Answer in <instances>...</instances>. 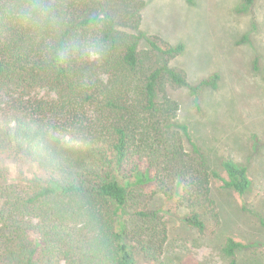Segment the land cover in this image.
I'll return each mask as SVG.
<instances>
[{
  "label": "trees",
  "instance_id": "trees-1",
  "mask_svg": "<svg viewBox=\"0 0 264 264\" xmlns=\"http://www.w3.org/2000/svg\"><path fill=\"white\" fill-rule=\"evenodd\" d=\"M10 2L0 0V180L12 164L32 175L0 185V264L156 262L159 198L190 228L216 229L214 184L243 196L253 180L198 139L171 91L187 89L201 113L220 74L192 84L173 68L185 46L144 32V0H43L56 23L42 29L15 24ZM247 248L230 237L222 251L238 264Z\"/></svg>",
  "mask_w": 264,
  "mask_h": 264
},
{
  "label": "rangeland",
  "instance_id": "rangeland-1",
  "mask_svg": "<svg viewBox=\"0 0 264 264\" xmlns=\"http://www.w3.org/2000/svg\"><path fill=\"white\" fill-rule=\"evenodd\" d=\"M144 1V32L185 46V52L171 61L173 68L184 72L192 84L215 73L221 76L218 89L203 92L201 113L187 89L171 91L181 104V120L193 126L200 141L212 140L210 147L218 146L219 159L228 154L246 165L253 184L242 196L222 190L216 182L222 222L203 233L183 223V211L173 202L155 199L152 208L163 206L168 211L160 219L155 241L158 261L150 262L142 254L138 260L140 264H229L222 250L231 237L248 245L237 254L238 264H264V0H255L250 7L244 0ZM254 136L260 143L252 149ZM21 171L32 175L28 166L21 170L12 164L0 185L19 183L24 177Z\"/></svg>",
  "mask_w": 264,
  "mask_h": 264
},
{
  "label": "clouds",
  "instance_id": "clouds-1",
  "mask_svg": "<svg viewBox=\"0 0 264 264\" xmlns=\"http://www.w3.org/2000/svg\"><path fill=\"white\" fill-rule=\"evenodd\" d=\"M9 18L21 27H33L42 29L46 25L55 24V14L43 0H13L5 9ZM77 41L72 42V47H76ZM89 47L99 51L102 48V41L99 37H94L89 41Z\"/></svg>",
  "mask_w": 264,
  "mask_h": 264
}]
</instances>
